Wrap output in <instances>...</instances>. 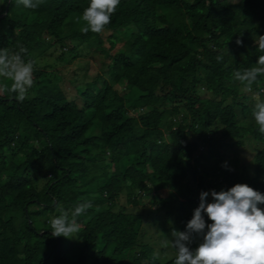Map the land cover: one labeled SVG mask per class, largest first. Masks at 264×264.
I'll use <instances>...</instances> for the list:
<instances>
[{
  "label": "trees",
  "instance_id": "obj_1",
  "mask_svg": "<svg viewBox=\"0 0 264 264\" xmlns=\"http://www.w3.org/2000/svg\"><path fill=\"white\" fill-rule=\"evenodd\" d=\"M89 4L0 0V48L37 61L23 103L0 78V264H173L145 239L140 205L165 211L168 234L186 230L202 191L264 194L250 103L264 77L251 91L232 77L264 55V0H121L102 34H84ZM244 140L255 158L234 168L227 148ZM86 200L76 237L52 236L50 219Z\"/></svg>",
  "mask_w": 264,
  "mask_h": 264
},
{
  "label": "clouds",
  "instance_id": "obj_2",
  "mask_svg": "<svg viewBox=\"0 0 264 264\" xmlns=\"http://www.w3.org/2000/svg\"><path fill=\"white\" fill-rule=\"evenodd\" d=\"M14 2L17 6L37 9L44 0ZM120 3L121 0H90L78 18V22H83L81 32L102 34ZM255 42L257 50L264 52V36ZM236 43L242 45L243 40L237 39ZM27 51L25 47L15 52L0 48V78L10 81L7 90L20 103L28 97L35 83L37 61L25 60L23 54ZM216 59L220 63L223 56L218 55ZM232 77L251 91L252 86L264 77V55H259L254 66L234 71ZM252 114L259 133L264 135V101H256ZM209 195L212 202H208ZM260 205H264V194L246 183H238L226 191H202L200 204L186 230L173 229L172 240H164L161 246L167 248L170 244L176 250L173 264H264V208ZM91 207V201L86 200L78 203L71 213L61 209V214L49 221L52 236L75 238L80 231L78 218ZM205 213L212 223L206 222ZM194 236L203 237V242L192 251L188 245Z\"/></svg>",
  "mask_w": 264,
  "mask_h": 264
},
{
  "label": "rangeland",
  "instance_id": "obj_3",
  "mask_svg": "<svg viewBox=\"0 0 264 264\" xmlns=\"http://www.w3.org/2000/svg\"><path fill=\"white\" fill-rule=\"evenodd\" d=\"M85 60L89 61L91 63V70L92 72L99 71V65L96 61L91 59V57L86 56L83 57ZM72 65V64H71ZM71 65H67L65 69H68ZM257 96L253 95V99H251L250 103L255 104L257 101ZM261 144H259L260 146ZM257 144L252 143L248 140H244L242 144L240 145H234L227 148L226 154L228 155L227 160L231 162V165L234 168H242L244 166H252V162L255 158L256 151H257ZM162 196L167 195V190L161 191ZM147 207L144 209L141 205L138 207L140 211L143 212L145 216V232L146 237L145 239L151 242L156 247L157 255L161 259H165L169 256H172V254H176V250H174L171 245L167 248L162 247V242L164 240L171 241V233H165L162 229L168 228L171 226L172 219L165 213V211H151L150 209L154 207L148 202L146 203ZM129 208H133L132 204H126ZM192 251H195V249H191Z\"/></svg>",
  "mask_w": 264,
  "mask_h": 264
},
{
  "label": "built area",
  "instance_id": "obj_4",
  "mask_svg": "<svg viewBox=\"0 0 264 264\" xmlns=\"http://www.w3.org/2000/svg\"><path fill=\"white\" fill-rule=\"evenodd\" d=\"M208 199V198H207ZM200 201V200H199Z\"/></svg>",
  "mask_w": 264,
  "mask_h": 264
}]
</instances>
